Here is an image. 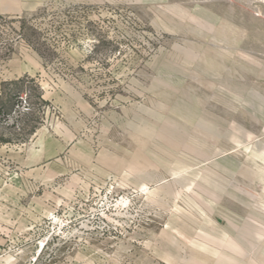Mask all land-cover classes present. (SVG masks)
<instances>
[{
  "label": "rangeland",
  "instance_id": "1",
  "mask_svg": "<svg viewBox=\"0 0 264 264\" xmlns=\"http://www.w3.org/2000/svg\"><path fill=\"white\" fill-rule=\"evenodd\" d=\"M0 264H264V0H0Z\"/></svg>",
  "mask_w": 264,
  "mask_h": 264
}]
</instances>
